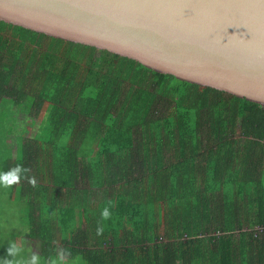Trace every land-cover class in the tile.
Masks as SVG:
<instances>
[{
  "label": "trees",
  "instance_id": "1",
  "mask_svg": "<svg viewBox=\"0 0 264 264\" xmlns=\"http://www.w3.org/2000/svg\"><path fill=\"white\" fill-rule=\"evenodd\" d=\"M0 177L47 257L264 264V106L2 21Z\"/></svg>",
  "mask_w": 264,
  "mask_h": 264
},
{
  "label": "water",
  "instance_id": "2",
  "mask_svg": "<svg viewBox=\"0 0 264 264\" xmlns=\"http://www.w3.org/2000/svg\"><path fill=\"white\" fill-rule=\"evenodd\" d=\"M0 21L264 106V0H0Z\"/></svg>",
  "mask_w": 264,
  "mask_h": 264
},
{
  "label": "rangeland",
  "instance_id": "3",
  "mask_svg": "<svg viewBox=\"0 0 264 264\" xmlns=\"http://www.w3.org/2000/svg\"><path fill=\"white\" fill-rule=\"evenodd\" d=\"M0 264H31L29 252L19 249L28 227L21 214L23 207L17 198L11 199L10 192L6 188V180L0 177ZM35 236L30 239L39 241L36 227L30 230ZM32 242V241H31ZM55 264V263H53Z\"/></svg>",
  "mask_w": 264,
  "mask_h": 264
},
{
  "label": "crops",
  "instance_id": "4",
  "mask_svg": "<svg viewBox=\"0 0 264 264\" xmlns=\"http://www.w3.org/2000/svg\"><path fill=\"white\" fill-rule=\"evenodd\" d=\"M16 122V127L13 131V133L9 134L7 136V143L9 145L12 146H16L15 144H17V141L21 138H25V137H30L31 133H29V131H33L32 130V123L33 121L29 118V117H20L17 118ZM14 144V145H13ZM19 155V152L17 153V148L15 147L12 151V156L14 159H16ZM78 185L83 187L88 185V183L83 180V179H79ZM93 198L91 197L89 200H92ZM93 201V200H92ZM23 215V213H21ZM81 225L82 227L85 226V212L81 213ZM27 226V225H26ZM28 227V226H27ZM84 229V228H83ZM31 229L28 227L26 233L24 234V237H21L22 240H25L24 244H21L19 247V249H22L24 252H29V258L32 262L31 264H95V253L96 249L94 248L93 250H91V253L88 255L87 253L85 254L84 251H86L87 249L81 248V247H72L71 248V252H66L65 249L63 247H57L56 250L54 251V253L52 254L51 257H47L46 255H44L42 253V249H41V243L40 240L39 241H34L32 239H30L28 234H32ZM32 241V242H31ZM107 248H111V250L113 249L112 247H107V246H103V250L107 249ZM94 252V254L92 253ZM93 259L92 261L90 259ZM106 262H111V260H109L107 258Z\"/></svg>",
  "mask_w": 264,
  "mask_h": 264
},
{
  "label": "clouds",
  "instance_id": "5",
  "mask_svg": "<svg viewBox=\"0 0 264 264\" xmlns=\"http://www.w3.org/2000/svg\"><path fill=\"white\" fill-rule=\"evenodd\" d=\"M104 215H107V212L105 211V213H103ZM99 231V230H98Z\"/></svg>",
  "mask_w": 264,
  "mask_h": 264
}]
</instances>
